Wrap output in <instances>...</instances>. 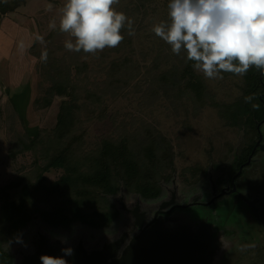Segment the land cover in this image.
Masks as SVG:
<instances>
[{
    "label": "rangeland",
    "instance_id": "obj_1",
    "mask_svg": "<svg viewBox=\"0 0 264 264\" xmlns=\"http://www.w3.org/2000/svg\"><path fill=\"white\" fill-rule=\"evenodd\" d=\"M64 2L0 0V186L32 168L34 154L27 150L17 152V139L25 140L26 135L32 136L39 130L49 133L55 123L60 97L52 95L47 106L36 109L32 100L43 96L44 89L50 84L47 70L52 65L48 61L52 57H63L67 52L64 41L69 37L59 31L58 16V9ZM168 2L119 0L118 4L113 5L133 21L134 35H128L125 25L121 29L124 39L127 38L125 43L121 42L115 48L98 50L95 55L88 54L87 60L98 71L102 66L109 65L111 60L119 61L122 56H128L126 66L120 69L125 72L123 77L128 82L121 91H117L115 97L106 95L103 112L99 113L98 108H95L96 114L83 124L84 149L92 148L102 135L113 133L121 120L130 123L131 118H134L138 123L155 125L169 140L174 151L169 176L174 181V201L177 206L168 212L159 213L142 239L156 234L176 240L195 234L198 241L195 248L198 255H168L158 264H264V224L248 204L253 201L257 213V207L264 202L263 148L257 145L249 161L241 166L233 180V191L222 193L207 204L192 203L193 200L201 202L210 196L211 181L215 182L217 191L218 175L213 171L212 163L224 156L225 160L221 162L224 165L227 162L225 143L230 142L235 147L239 141L234 127L225 123L218 109L209 102L226 103L237 98L243 86L242 77L229 74L223 79H205L191 66L204 85L206 103L195 107L187 102L186 112L180 106L174 107L165 96L150 105L145 104L142 98L144 93L150 92L148 87L152 75L177 66L179 58H184L183 53L173 54L170 46L152 32L155 24L167 19ZM49 3L53 8L46 10L45 6ZM4 6L7 8L4 9ZM53 18L57 20V29L50 31L48 24ZM37 35L44 37V44L35 40ZM21 43L25 46L23 51L20 49ZM45 48L48 59L42 62L39 58ZM104 78L103 72L95 74L97 83ZM79 115L83 119V113ZM260 130L264 134V124ZM263 143L264 139L260 141V144ZM224 171L227 172V169ZM61 172V169H56L43 174L52 180ZM166 185L170 186V182ZM164 194L161 193L159 198H163ZM120 196L126 207L138 202L146 217L151 215L159 200L141 198L130 191L115 195L117 204ZM134 224L132 215L120 209L117 218L107 228L90 232L74 231L69 236L47 232V244L60 252L66 247L72 249L78 240L84 250L110 240L123 244L135 233ZM26 231L22 242L7 246L13 254L12 264H19L23 255L31 253L36 246L38 233H43L37 229L35 221L29 224ZM62 240L65 242L62 243ZM140 261L144 263V260Z\"/></svg>",
    "mask_w": 264,
    "mask_h": 264
},
{
    "label": "trees",
    "instance_id": "obj_2",
    "mask_svg": "<svg viewBox=\"0 0 264 264\" xmlns=\"http://www.w3.org/2000/svg\"><path fill=\"white\" fill-rule=\"evenodd\" d=\"M126 41L127 38L122 40ZM87 55L83 51H67L63 57L48 61L52 65L47 70L50 84L44 89L45 94L35 97L32 104L35 109L45 107L52 95L59 96L55 123L49 133L39 130L32 136L26 135L25 140L17 139L16 151H32L33 165L30 171L0 186V264H12L13 254L7 246L16 242L13 237L23 238L33 221L45 236L47 232L69 236L79 230H102L111 225L120 211L115 195L132 191L141 198H158L163 185L172 180L169 176L174 158L172 145L150 123H138L134 118L130 123L121 120L113 133L102 135L92 148L84 149L83 124L96 114L95 108L103 112L106 95L115 97L128 82L123 77L125 72L120 70L126 66L128 56L119 61L113 59L96 71ZM191 66V62L179 58L177 66L152 75L150 92L142 95L145 104L165 96L184 112L187 102L195 107L204 105V85ZM99 71L105 78L97 83L95 74ZM229 74L232 73H222ZM242 79L237 98L226 103L209 102L225 123L234 127L239 140L235 147L225 143L224 165L221 164L224 156L212 163L218 175V188L224 184L231 186L229 179L246 160L258 134L260 141L264 139L260 130L264 124V78L253 66ZM253 93L257 94L253 103L260 104L258 110L244 100ZM56 169L62 170L56 179L48 180L43 174ZM256 214L264 224V202L257 207Z\"/></svg>",
    "mask_w": 264,
    "mask_h": 264
},
{
    "label": "clouds",
    "instance_id": "obj_3",
    "mask_svg": "<svg viewBox=\"0 0 264 264\" xmlns=\"http://www.w3.org/2000/svg\"><path fill=\"white\" fill-rule=\"evenodd\" d=\"M119 0H65L58 9L59 31L69 37L64 48L70 52L95 55L106 47L115 48L124 39L121 29L127 25L128 35H134L131 21L113 5ZM52 4L45 6L51 10ZM167 19L152 27V32L176 55L184 54L195 72L205 79H223L222 73L244 76L251 67L264 78V0H169ZM57 29V20L48 24ZM35 40L44 44V37ZM24 44H20L21 51ZM40 61L46 62L45 48ZM257 94L244 100L253 110ZM13 239L20 243L19 236ZM64 243L65 241H61ZM64 256L73 254L70 247L62 248ZM64 256L40 255L41 264H68Z\"/></svg>",
    "mask_w": 264,
    "mask_h": 264
},
{
    "label": "flooded vegetation",
    "instance_id": "obj_4",
    "mask_svg": "<svg viewBox=\"0 0 264 264\" xmlns=\"http://www.w3.org/2000/svg\"><path fill=\"white\" fill-rule=\"evenodd\" d=\"M229 183H231V178L229 179ZM232 185V184H231ZM231 186H227L226 184L220 186L217 191L214 188L213 191H211L210 196H208V198H206L205 200L199 202L198 200H193L192 203H198V204H207L210 203V201H212L214 198L218 197L219 195L218 192L221 189H224L225 192L227 193V190L230 188ZM175 190V186H174V181L171 180L170 181V186L164 184L163 185V191L162 194H164L163 198H159V200H157V204L155 205V207L152 209L151 211V215H149L148 217H146L145 211L144 210H140L139 204L138 202L133 203L130 207H124L123 209L120 206V200H118V205L120 207V209L122 211H125L129 214H131L130 210L134 207L135 204L138 205V212H142L143 213V220L141 223V227H143L142 231L139 233V235L134 238L137 234H138V228L136 226V224H134L136 226V230L135 233L131 234L130 237H128L126 239V241L121 244V242L119 243L117 240H110V241H106V242H102L100 245H98L97 247H90L89 249L85 250L86 252H90L91 250H99L102 248V246L105 244L107 246H109L106 251L103 253L102 257H106L107 255H109L105 260H100L97 264H125L126 260H127V256L126 253L131 251L134 248H138L140 246H143L147 243H150L152 241H167V243H176V245L178 244L179 246L176 247V250L174 249H169L167 246L166 247H162L163 249L157 250V253H160V256L157 257V255H150L147 256L144 259H138V260H134L133 262H131L130 264H141L140 260H144L143 264H147V263H157L161 262L162 259H164L165 257H167L168 255L171 256H180L182 255L183 257H185L186 255H190V256H195L198 255L195 253V248L197 245V239H196V235L193 234L187 238H179V239H171L168 237H159L156 234H153L152 236H148L143 238V234L147 233V228L151 225V223L154 221V219L156 218V216L159 213H165L170 211L174 206H177L175 201L173 200V202L171 204H168L166 206H164L163 208H161L160 210H158L159 205L161 204V202L167 201L170 197V193L172 190ZM167 194V197H165V195ZM165 197V198H164ZM123 201V200H122ZM124 203V202H123ZM125 205V204H124ZM184 206V204H182ZM181 205V206H182ZM156 212L154 219L149 222L151 220V218L153 217V214ZM132 215V214H131ZM132 219L135 223L134 217L132 216ZM149 224H146L148 223ZM159 234V233H158ZM131 240V241H130ZM143 240V241H142ZM165 244V243H163ZM74 248V247H73ZM72 248V250H73ZM64 256V254H63ZM66 257V256H64ZM166 259V258H165Z\"/></svg>",
    "mask_w": 264,
    "mask_h": 264
},
{
    "label": "water",
    "instance_id": "obj_5",
    "mask_svg": "<svg viewBox=\"0 0 264 264\" xmlns=\"http://www.w3.org/2000/svg\"><path fill=\"white\" fill-rule=\"evenodd\" d=\"M15 4V2L13 3ZM7 6H4V9H6ZM260 138L261 135L258 134V137L256 139V141L254 142V145L251 148L250 153L248 154L246 160L240 164L238 166V169L236 170V172L231 176V187L227 190V192L233 191L235 186L233 184V179L235 177V175H237L241 169V166L243 164H246L249 161L250 155L252 153V151L254 150L255 146L259 145L261 148L264 149V143L260 144ZM210 177V176H209ZM211 187H212V191L214 190V183L211 181ZM225 190L221 189L217 195H220L222 193H224ZM174 189L171 191L170 193V197L167 201L161 202V204L158 207V210H160L161 208H163L164 206L171 204L174 200ZM120 200V206L123 209L125 207L123 201H122V196L119 197ZM248 204L252 207L253 212L256 214V209L253 207V201H249ZM132 216L134 217L135 220V224L138 228V234L134 237L136 238L139 233L142 231L143 227H141V223L143 220V213L142 212H138V205L135 204L134 207L130 210ZM156 212L153 214V217L151 218V220L149 222H151L154 217H155ZM146 223V224H149ZM131 241V240H130ZM165 243V244H163ZM168 247L169 249H174L176 250V247L179 246L178 244L176 245V243H167V241H152L150 243H147L143 246H140L138 248H134L131 251L126 253L127 256V260L125 262V264H130L131 262H133L134 260H138V259H144L147 256L150 255H157V257L160 256V253H157V250L163 249L162 247ZM109 246L107 245H103L101 249L99 250H91L90 252H86L84 250V248L82 247V243L80 240H78L76 246L73 248V254L64 257L68 264H97L100 260H105L109 255H107L106 257H102L103 253L106 251V249ZM51 255V256H62L61 252L53 247H50L47 244V239L46 236L39 233L38 234V239H37V243L36 246L34 248V250L27 254V255H23L21 258V261L19 264H41L39 257L40 255Z\"/></svg>",
    "mask_w": 264,
    "mask_h": 264
}]
</instances>
